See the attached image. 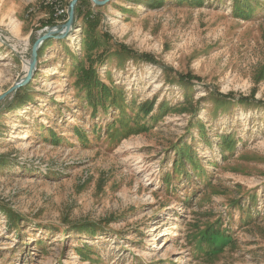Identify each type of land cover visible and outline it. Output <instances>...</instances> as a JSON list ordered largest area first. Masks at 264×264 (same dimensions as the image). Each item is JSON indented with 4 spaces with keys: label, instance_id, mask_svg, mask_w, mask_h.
<instances>
[{
    "label": "rangeland",
    "instance_id": "1",
    "mask_svg": "<svg viewBox=\"0 0 264 264\" xmlns=\"http://www.w3.org/2000/svg\"><path fill=\"white\" fill-rule=\"evenodd\" d=\"M51 1L0 0V96L68 21ZM88 1L0 102V264H264V0Z\"/></svg>",
    "mask_w": 264,
    "mask_h": 264
},
{
    "label": "trees",
    "instance_id": "2",
    "mask_svg": "<svg viewBox=\"0 0 264 264\" xmlns=\"http://www.w3.org/2000/svg\"><path fill=\"white\" fill-rule=\"evenodd\" d=\"M87 3H89L88 0H81L77 7H76V17L77 20L79 19H83L88 26H91L92 24H95L96 22V15L92 12V11H81V8H83L84 5H86ZM52 7V6H51ZM53 23V22H52ZM54 24V23H53ZM122 49L127 52L128 48L126 46H122ZM139 58L145 60V61H149V62H154L155 60L153 59L152 56H149L148 54H141L139 55ZM164 68V67H163ZM167 68H164V70ZM78 75H79V82L82 84V89L85 92L88 93V95L91 97H89L91 99V101H94V106L96 107L97 104H102L105 105L106 103L110 102V105L115 106L118 103V98H116V95L118 94V92H114L112 91V89L105 84L104 82H102L101 78L99 77L96 69L93 67V65L91 64L88 67H81L78 69ZM177 75L184 81L191 83L193 80H200L198 77L192 76L190 74H186L183 75L181 73H177ZM27 88H22L19 91L16 92V98H19L20 100H23V98H21L22 92L26 91ZM225 99H236L234 97L233 94H228V95H219ZM239 103L242 104H248L250 105L251 103H253L254 101H250V99L248 97H240L239 98ZM122 103V100H121ZM154 106L150 103L145 102L144 104L140 105V109L141 111H138L137 113L144 112V117L149 116V113H151V111L153 110ZM179 157L180 159H184L185 157V151L179 150ZM206 237L209 236L208 240L211 241V243H214L217 247V249H221L223 246L227 245L230 241V237H226L223 236V234L221 232H211V233H207L205 232Z\"/></svg>",
    "mask_w": 264,
    "mask_h": 264
},
{
    "label": "water",
    "instance_id": "3",
    "mask_svg": "<svg viewBox=\"0 0 264 264\" xmlns=\"http://www.w3.org/2000/svg\"><path fill=\"white\" fill-rule=\"evenodd\" d=\"M78 1L79 0H73L72 3L70 4L68 21L65 24L58 25L50 29L46 34H44L43 36L37 39V41L35 42L32 48L31 60L30 62H28L29 67H28L26 76L22 80L17 82L8 92L0 96V102L4 100L6 97H8L10 94L15 93L18 89L27 86L31 82L37 70L36 65L38 61V51L40 50V48L43 46V44L46 41H48L49 39L53 37L58 36L59 33H61L62 37H64L70 31H72L75 25V8H76V4ZM91 1L93 2L95 6H97V5H103L107 3L109 0H105L103 2L99 0H91ZM0 39H1V35H0Z\"/></svg>",
    "mask_w": 264,
    "mask_h": 264
},
{
    "label": "built area",
    "instance_id": "4",
    "mask_svg": "<svg viewBox=\"0 0 264 264\" xmlns=\"http://www.w3.org/2000/svg\"><path fill=\"white\" fill-rule=\"evenodd\" d=\"M47 3L55 4L56 2L54 3L53 1L48 0ZM56 5H57V4H56ZM56 5H55V7H57ZM59 6H60V5H59ZM61 6H62V5H61ZM61 6H60V7H61ZM31 11H33V10H31ZM56 11H57V14H56L57 17H63L64 14H65V11H66V10H65L63 7H61L60 9L56 8Z\"/></svg>",
    "mask_w": 264,
    "mask_h": 264
},
{
    "label": "bare ground",
    "instance_id": "5",
    "mask_svg": "<svg viewBox=\"0 0 264 264\" xmlns=\"http://www.w3.org/2000/svg\"><path fill=\"white\" fill-rule=\"evenodd\" d=\"M120 14H121L120 11H117V10H116L115 15L118 16V15H120ZM70 39H72V36L70 37ZM28 67H29V64L26 63V64H25V69L28 70ZM25 136H26V135H25Z\"/></svg>",
    "mask_w": 264,
    "mask_h": 264
}]
</instances>
